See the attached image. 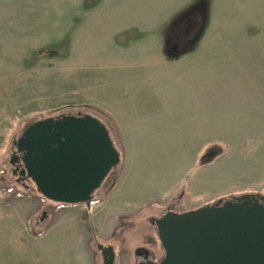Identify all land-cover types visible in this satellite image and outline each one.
Listing matches in <instances>:
<instances>
[{
	"label": "rangeland",
	"instance_id": "1",
	"mask_svg": "<svg viewBox=\"0 0 264 264\" xmlns=\"http://www.w3.org/2000/svg\"><path fill=\"white\" fill-rule=\"evenodd\" d=\"M166 80L187 118L143 124L134 100ZM78 112L122 157L90 206L10 163L29 121ZM249 192L264 195V0H0V264H103L97 243L136 264L141 245L163 253L151 218Z\"/></svg>",
	"mask_w": 264,
	"mask_h": 264
},
{
	"label": "water",
	"instance_id": "2",
	"mask_svg": "<svg viewBox=\"0 0 264 264\" xmlns=\"http://www.w3.org/2000/svg\"><path fill=\"white\" fill-rule=\"evenodd\" d=\"M14 146L24 164L20 175H27L44 197L64 204L90 206L94 191L122 159L105 123L81 112L30 123ZM19 158L13 154L10 163ZM229 197L184 212L169 209L157 218L165 255L154 261L148 259L146 247H138L136 254L146 252L141 264H264V195ZM97 246L104 264H113L114 247Z\"/></svg>",
	"mask_w": 264,
	"mask_h": 264
},
{
	"label": "crops",
	"instance_id": "3",
	"mask_svg": "<svg viewBox=\"0 0 264 264\" xmlns=\"http://www.w3.org/2000/svg\"><path fill=\"white\" fill-rule=\"evenodd\" d=\"M174 90H167L166 80L163 91L160 95H154L153 99H150L149 101L144 100L140 103H137V99L134 100V107L136 108V111L140 113L143 124H168L178 122L177 119L185 120L187 118V101L185 100L184 104L180 102L178 94L176 93V91L174 92ZM130 109H132V107ZM124 110L127 111V109ZM171 120L173 121L169 122ZM128 187L133 186L130 185ZM125 191L126 190H124L123 193ZM123 193L121 194V197Z\"/></svg>",
	"mask_w": 264,
	"mask_h": 264
},
{
	"label": "flooded vegetation",
	"instance_id": "4",
	"mask_svg": "<svg viewBox=\"0 0 264 264\" xmlns=\"http://www.w3.org/2000/svg\"><path fill=\"white\" fill-rule=\"evenodd\" d=\"M16 153V156H20V158L18 159L19 161L15 164V165H12V171L14 170V169H16L17 167H19V170H18V174H16L15 176V178H16V181L18 182V184L19 185H21V186H26V184H28V185H30L32 188V190L33 191H35L34 189H35V187H33L35 184L33 183V181L27 176V175H20V170L24 167V164H23V162H22V160H21V153H18L17 151H16V146H14V149L12 150V155L13 154H15ZM29 188V187H28ZM228 199H231V197H228ZM227 200V199H226ZM214 202V201H213ZM213 202H211V203H213ZM169 209H174L173 207H170V208H168V209H166V211L165 212H163L160 216H158V217H153V218H151V222L152 223H154V224H156V219L157 218H159V217H161L163 214H165ZM175 210V209H174ZM177 211V210H176ZM97 245H98V243H97ZM104 246H108V245H111V244H103ZM111 246H113V245H111ZM139 247H146L148 250H149V252H148V259H151V260H154V261H159V260H161L163 257H164V255H165V249L163 248L162 249V251L161 252H163V253H161V255L159 256L158 254H157V252L151 247V244H147V245H141V246H139ZM138 248V247H137ZM99 249V248H98ZM100 250V249H99ZM114 251H115V254H116V257H115V262L114 263H116V260H117V256H118V254H117V251L115 250V248H114ZM100 252H101V250H100ZM124 252V251H123ZM101 254H102V252H101ZM135 254H136V252H135ZM136 256H137V262H136V264H141V263H143V262H145L147 259L145 258V256H146V252L144 251V252H142L141 254H136ZM102 257H103V255H102ZM113 263V264H114ZM103 264H104V260H103Z\"/></svg>",
	"mask_w": 264,
	"mask_h": 264
},
{
	"label": "trees",
	"instance_id": "5",
	"mask_svg": "<svg viewBox=\"0 0 264 264\" xmlns=\"http://www.w3.org/2000/svg\"><path fill=\"white\" fill-rule=\"evenodd\" d=\"M96 116V115H95ZM98 117V116H97ZM99 119H101L100 117H98ZM102 120V122L103 123H105V121L103 120V119H101ZM34 121H36V120H34ZM34 121H29L27 124H26V126H28L30 123H32V122H34ZM105 125H106V123H105ZM25 126V127H26ZM107 126V125H106ZM107 128H108V126H107ZM109 129V128H108ZM109 131H110V129H109ZM113 139V138H112ZM114 141V140H113ZM114 144H115V142H114ZM116 146V145H115ZM118 149V148H117ZM119 150V149H118ZM120 151V150H119ZM121 152V151H120ZM115 168V167H114ZM110 174V173H109Z\"/></svg>",
	"mask_w": 264,
	"mask_h": 264
}]
</instances>
